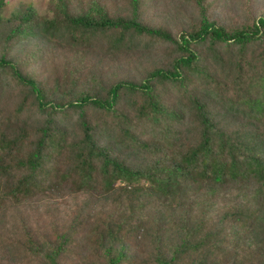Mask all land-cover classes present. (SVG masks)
Wrapping results in <instances>:
<instances>
[{"label": "trees", "instance_id": "trees-1", "mask_svg": "<svg viewBox=\"0 0 264 264\" xmlns=\"http://www.w3.org/2000/svg\"><path fill=\"white\" fill-rule=\"evenodd\" d=\"M160 4L0 17V264H264V7Z\"/></svg>", "mask_w": 264, "mask_h": 264}, {"label": "rangeland", "instance_id": "rangeland-1", "mask_svg": "<svg viewBox=\"0 0 264 264\" xmlns=\"http://www.w3.org/2000/svg\"><path fill=\"white\" fill-rule=\"evenodd\" d=\"M76 0H68L69 5L75 3ZM85 1V0H82ZM168 0H161L160 6L164 5ZM175 3V0H172ZM237 2L240 6L243 3H247L249 10L256 11L259 13V10L264 7V0H214V6L212 9V14L218 18H226L228 14L234 13L231 3ZM30 5L34 11V15L37 18L44 16H50V4L51 0H6L2 8L0 9V17L6 18L13 12H22L21 8L25 5ZM9 44V43H8ZM14 44V43H10ZM32 45H39V42L35 40V37L32 35L25 36L23 38L15 41V46L19 47L20 50H16V53L21 51L27 54L29 47ZM92 49L79 51L81 54H86L84 52L91 51ZM4 217H0V223L3 222Z\"/></svg>", "mask_w": 264, "mask_h": 264}, {"label": "clouds", "instance_id": "clouds-1", "mask_svg": "<svg viewBox=\"0 0 264 264\" xmlns=\"http://www.w3.org/2000/svg\"><path fill=\"white\" fill-rule=\"evenodd\" d=\"M26 7H31V6L27 4V5H26ZM31 8H32V7H31ZM21 9H22V8H21ZM16 40H18V38H17V37H16Z\"/></svg>", "mask_w": 264, "mask_h": 264}]
</instances>
